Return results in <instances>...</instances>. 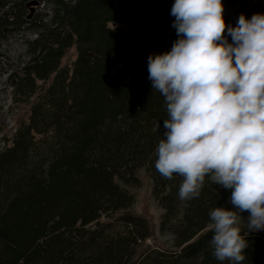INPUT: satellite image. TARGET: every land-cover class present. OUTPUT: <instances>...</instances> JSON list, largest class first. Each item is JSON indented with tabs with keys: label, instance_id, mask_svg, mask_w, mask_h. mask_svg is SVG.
I'll list each match as a JSON object with an SVG mask.
<instances>
[{
	"label": "trees",
	"instance_id": "trees-1",
	"mask_svg": "<svg viewBox=\"0 0 264 264\" xmlns=\"http://www.w3.org/2000/svg\"><path fill=\"white\" fill-rule=\"evenodd\" d=\"M45 2L48 17L39 11ZM173 3L0 0V40L35 35L6 78L10 112L28 116L0 147V264H231L213 255L208 216L232 207L230 190L206 177L200 196L182 201V177L165 179L154 167L168 116L147 58L178 39ZM223 3L233 25L242 13H264V0ZM73 47L76 58L64 62ZM143 169L163 209L159 233L170 242L132 210ZM241 215V264H264V231L249 232L248 212Z\"/></svg>",
	"mask_w": 264,
	"mask_h": 264
},
{
	"label": "clouds",
	"instance_id": "clouds-1",
	"mask_svg": "<svg viewBox=\"0 0 264 264\" xmlns=\"http://www.w3.org/2000/svg\"><path fill=\"white\" fill-rule=\"evenodd\" d=\"M170 14L178 39L147 58L168 116L154 167L182 177V201L198 198L206 177L230 190L232 207L208 213L210 246L217 260L241 264V213L249 232L264 231V13H242L233 25L223 0H174Z\"/></svg>",
	"mask_w": 264,
	"mask_h": 264
},
{
	"label": "rangeland",
	"instance_id": "rangeland-1",
	"mask_svg": "<svg viewBox=\"0 0 264 264\" xmlns=\"http://www.w3.org/2000/svg\"><path fill=\"white\" fill-rule=\"evenodd\" d=\"M50 4L45 2L39 5V11L43 15L49 13ZM227 15L230 14V10L224 11ZM111 27L118 26L111 23ZM123 29H126L125 25H122ZM35 37L33 33L18 32L12 35H8L6 38L0 40V147L5 145L4 138L10 136L20 122L21 119H26L28 112L26 109L22 111L14 110L10 112L11 94L12 90L6 83L8 70L14 67L20 60L26 59L27 40H31ZM76 58L75 48H70L67 55L64 58V62L70 63ZM14 65V66H13ZM141 184L131 189V192L135 195V203L132 207L134 213L143 215L152 220L155 225V236L159 242H170L171 237L167 235H161L159 233V219L163 213V209L159 207L153 196V184L151 178L143 169L140 173ZM154 240H149V243H153Z\"/></svg>",
	"mask_w": 264,
	"mask_h": 264
}]
</instances>
